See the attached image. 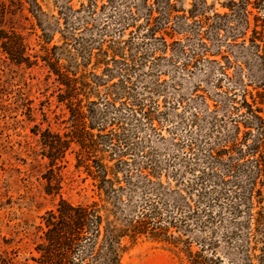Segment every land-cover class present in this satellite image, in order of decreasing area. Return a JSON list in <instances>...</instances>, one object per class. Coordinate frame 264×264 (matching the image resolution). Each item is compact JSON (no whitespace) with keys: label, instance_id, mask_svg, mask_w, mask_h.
<instances>
[{"label":"rangeland","instance_id":"374dc122","mask_svg":"<svg viewBox=\"0 0 264 264\" xmlns=\"http://www.w3.org/2000/svg\"><path fill=\"white\" fill-rule=\"evenodd\" d=\"M171 3L170 17L167 0H0V36L15 31L33 62L0 39V264H39L61 197L99 199L76 144L44 154L47 129L72 124L49 55L75 79L120 223L153 207L180 239L144 237L125 264H189L187 249L264 264V0Z\"/></svg>","mask_w":264,"mask_h":264},{"label":"trees","instance_id":"16d2710c","mask_svg":"<svg viewBox=\"0 0 264 264\" xmlns=\"http://www.w3.org/2000/svg\"><path fill=\"white\" fill-rule=\"evenodd\" d=\"M167 1L170 5L171 17L173 4L171 0ZM150 18L151 22L154 17L151 15ZM154 28L150 29L152 34L156 33ZM0 39L5 51L13 60L19 63H33L30 57L26 56L25 43L15 31L11 34L2 30ZM47 62L50 71L57 76L59 101L66 103L71 112L72 124L70 131L64 135L55 134L50 128L47 129L49 139L45 142L44 154L55 164L60 158H65L68 151L76 144L79 147L77 166H84L97 182L95 186L98 188L99 199L73 203L61 197L59 202L46 212L43 216L44 226H41L44 232L43 241L37 247L40 253L37 262L39 264H125V255L144 237L179 247L180 239L170 234L171 226L163 223L161 214L156 208L144 207L132 216L127 215L120 223L115 215L116 211H113L114 209L107 203L108 197L115 188L112 182L110 186L106 185L110 179L107 178L103 162L93 158V153L98 149V142L94 134L86 129V113L75 97L77 92L75 79L50 55ZM259 154L256 163L259 174L263 176L264 149ZM186 252L189 264H205L203 252H194L191 249H187Z\"/></svg>","mask_w":264,"mask_h":264}]
</instances>
